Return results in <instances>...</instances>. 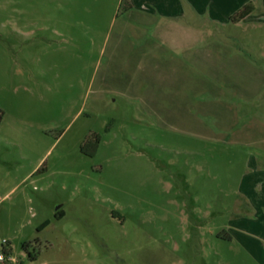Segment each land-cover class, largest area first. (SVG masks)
Returning a JSON list of instances; mask_svg holds the SVG:
<instances>
[{"label": "rangeland", "instance_id": "rangeland-1", "mask_svg": "<svg viewBox=\"0 0 264 264\" xmlns=\"http://www.w3.org/2000/svg\"><path fill=\"white\" fill-rule=\"evenodd\" d=\"M251 1L213 38L263 56ZM124 6L0 0V264H262L237 196L249 149L206 140L189 99L129 85Z\"/></svg>", "mask_w": 264, "mask_h": 264}, {"label": "crops", "instance_id": "crops-1", "mask_svg": "<svg viewBox=\"0 0 264 264\" xmlns=\"http://www.w3.org/2000/svg\"><path fill=\"white\" fill-rule=\"evenodd\" d=\"M121 3L129 19V85L158 83L164 109L179 108L181 99H189L191 115L207 118V123L193 118L202 124L206 140L249 149L237 196L250 216L242 229L252 238L247 245L264 264V68L250 51L264 55L213 38V22L244 23L256 17V7L251 0L239 9L234 0ZM245 6L250 12L231 20ZM141 89L144 95L148 86Z\"/></svg>", "mask_w": 264, "mask_h": 264}, {"label": "trees", "instance_id": "trees-1", "mask_svg": "<svg viewBox=\"0 0 264 264\" xmlns=\"http://www.w3.org/2000/svg\"><path fill=\"white\" fill-rule=\"evenodd\" d=\"M249 12H250V6H245L242 9H240L239 11H237L231 17V20H233V21L239 20V19L243 18L244 16H246ZM87 143H91L93 145L92 152H91V155H93L95 153V151H96V148H97L98 138L96 137L93 142L92 141H86V143L82 146V149L84 148V146Z\"/></svg>", "mask_w": 264, "mask_h": 264}, {"label": "built area", "instance_id": "built-area-1", "mask_svg": "<svg viewBox=\"0 0 264 264\" xmlns=\"http://www.w3.org/2000/svg\"><path fill=\"white\" fill-rule=\"evenodd\" d=\"M0 259H1V260H4V259H5V256H4V255H0ZM7 259H10V257L7 256Z\"/></svg>", "mask_w": 264, "mask_h": 264}]
</instances>
